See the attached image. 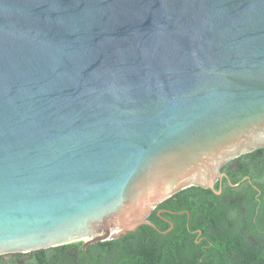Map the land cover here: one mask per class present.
I'll use <instances>...</instances> for the list:
<instances>
[{"label": "water", "instance_id": "water-1", "mask_svg": "<svg viewBox=\"0 0 264 264\" xmlns=\"http://www.w3.org/2000/svg\"><path fill=\"white\" fill-rule=\"evenodd\" d=\"M261 147L264 0H0V255L155 227Z\"/></svg>", "mask_w": 264, "mask_h": 264}, {"label": "flooded vegetation", "instance_id": "flooded-vegetation-1", "mask_svg": "<svg viewBox=\"0 0 264 264\" xmlns=\"http://www.w3.org/2000/svg\"><path fill=\"white\" fill-rule=\"evenodd\" d=\"M254 150L239 154L220 167V176L213 183L214 190H219V193L206 188L217 195L214 200L204 194L193 199L197 207L210 209L213 204H219L218 207L209 212L191 214L187 208L175 210L158 207V203L146 217L156 228L145 225L152 227L154 232L167 233L173 228L169 215H184L182 239L187 241L184 247L189 261L198 260L200 264H264V152L252 153ZM225 186L229 188L224 192ZM168 210H188L189 214L170 213ZM164 223H169V226L163 227ZM138 227L116 237L119 241L114 244L100 247L96 242L88 244V264L93 263L97 255L103 256L104 264H109L112 254L124 246L134 247L141 240L155 241L156 235ZM176 239L180 240L178 233ZM3 257L10 255L6 253Z\"/></svg>", "mask_w": 264, "mask_h": 264}, {"label": "trees", "instance_id": "trees-1", "mask_svg": "<svg viewBox=\"0 0 264 264\" xmlns=\"http://www.w3.org/2000/svg\"><path fill=\"white\" fill-rule=\"evenodd\" d=\"M262 150L264 147L255 149L252 153ZM217 188V186L215 185ZM228 186L223 188L228 189ZM204 194L212 199L217 195L210 189L200 186H189L179 190L172 196L166 198L158 204V207H168L175 210L189 209L191 214L205 211L209 212L217 204H213L210 209L197 207L193 200L195 197ZM214 200V199H213ZM216 203V202H215ZM155 213V210L152 212ZM169 218L173 222V228L167 233L154 232L152 227L148 225H140L138 228L148 230L147 233L156 235L154 242L141 240L134 247L124 246L122 250L112 254L109 264H200L198 260H188L184 247L187 241L184 239V215L170 214ZM169 223H164L163 227H168ZM177 233L180 240L176 239ZM124 236L122 235L121 238ZM155 237V236H154ZM119 241L118 238L97 241L95 244L100 247L104 244H114ZM83 241H73L57 246H52L43 249L32 250L27 253L13 252L9 253L10 257L4 258V254L0 255V264H88L87 249L88 245L83 249ZM103 256L97 255L91 264H104ZM203 264H208L204 262Z\"/></svg>", "mask_w": 264, "mask_h": 264}]
</instances>
